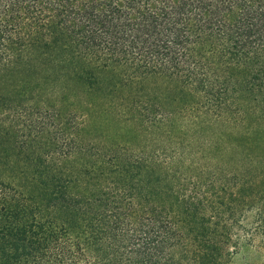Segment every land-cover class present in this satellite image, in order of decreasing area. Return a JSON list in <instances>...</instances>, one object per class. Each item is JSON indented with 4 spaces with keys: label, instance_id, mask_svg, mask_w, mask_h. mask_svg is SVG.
<instances>
[{
    "label": "trees",
    "instance_id": "obj_1",
    "mask_svg": "<svg viewBox=\"0 0 264 264\" xmlns=\"http://www.w3.org/2000/svg\"><path fill=\"white\" fill-rule=\"evenodd\" d=\"M0 70V264H264V0H0Z\"/></svg>",
    "mask_w": 264,
    "mask_h": 264
},
{
    "label": "rangeland",
    "instance_id": "obj_2",
    "mask_svg": "<svg viewBox=\"0 0 264 264\" xmlns=\"http://www.w3.org/2000/svg\"><path fill=\"white\" fill-rule=\"evenodd\" d=\"M20 70V66L18 68ZM21 74L12 72V71H6V70H0V93H4L6 94L7 92L11 91L13 86L15 85L16 80L20 78ZM264 83V80H263ZM21 86L24 88V85L20 84V88ZM144 87H140V88H135L136 90H139ZM3 89V90H2ZM5 90V91H4ZM29 92H27L28 94ZM246 96L248 97V99L251 101L249 102L250 104H254L257 105L259 107H261L262 109V113L264 114V84H262V86L260 87V89L257 90H253L252 93L246 92ZM40 98L43 97L40 96ZM41 101V100H40ZM26 104V103H25ZM25 111L29 112L31 111V109L29 110L27 108V106H24ZM39 110L38 112L35 111V115H33L32 117L38 120L37 122H41L44 125L46 124L47 126V130H51L50 124L52 122V118H51V114L53 112V110L51 109V107L47 108V112H51V114L49 113H45L44 108L42 107V105H39ZM29 114V113H26ZM32 115V114H29ZM37 115V116H36ZM40 119V120H39ZM253 122L255 123L256 120L254 119ZM258 122L260 124L263 125L264 128V122L260 119V121L258 120ZM109 136H112V134L110 133ZM51 138V137H50ZM47 140L44 138H40V136L38 137V143H40L39 145L42 146V143ZM128 139L126 138H121L118 142H120L121 144L124 143V145L126 146L125 149L126 150H136V148H140L139 146H135L126 142ZM261 140V139H259ZM144 141H142L143 146L145 147L146 144L143 143ZM253 150H264V141L262 143V141L260 142V146H256L253 148ZM9 166L14 167V165L12 164V160L11 162L9 161H2L0 163V177L4 180H10L11 179V175L14 176L15 175V171L12 170L11 168H9ZM246 250H238V252H236L233 255V264H259V260L257 258H255L254 256H252L250 253Z\"/></svg>",
    "mask_w": 264,
    "mask_h": 264
}]
</instances>
